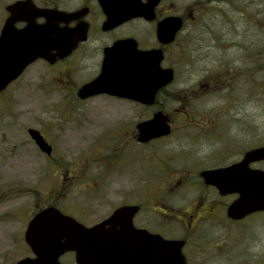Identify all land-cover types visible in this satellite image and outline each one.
Segmentation results:
<instances>
[{"label":"rangeland","instance_id":"1","mask_svg":"<svg viewBox=\"0 0 264 264\" xmlns=\"http://www.w3.org/2000/svg\"><path fill=\"white\" fill-rule=\"evenodd\" d=\"M201 21L206 24L198 50L201 62H193L194 57L190 64H178L166 112L179 125L187 107L194 112L201 108L204 126L213 128L216 122L229 142L264 144V0L214 2L202 9ZM230 72V83L202 87L215 76L226 79ZM55 75L45 66L31 68L0 92V264L33 255L25 232L43 206L59 204L64 213L93 226L117 207L135 204L140 190L150 192L166 176L152 158L164 161L170 154L165 148L174 147L166 142L141 146L132 132L151 110L107 96L81 102L66 98L72 90L62 88ZM200 78L201 88L195 87ZM200 90L201 104L185 102L188 94L197 97ZM29 128L45 134L53 155L40 150ZM113 131L123 135V148L109 141ZM239 135L248 140L240 141ZM235 228L233 264L263 260L264 255L253 260L250 243L264 238V211L247 216ZM61 260L72 262L74 254Z\"/></svg>","mask_w":264,"mask_h":264},{"label":"flooded vegetation","instance_id":"2","mask_svg":"<svg viewBox=\"0 0 264 264\" xmlns=\"http://www.w3.org/2000/svg\"><path fill=\"white\" fill-rule=\"evenodd\" d=\"M229 1L231 0H0V53L6 52L14 56L11 59H15V56L25 52L29 48L30 28L33 44L38 42L39 51L45 53V56L30 63L5 90L19 82L31 68L45 66L57 74L55 81L62 88L72 90L66 98L81 102L96 96H107L134 103L151 110L150 117L143 121L152 119L157 112L166 115L171 126L167 135L142 142L139 140L137 126L143 121L136 124V130H132L141 146L154 147L155 144L166 142V147H174L165 148L170 154L168 158L166 153L164 161L152 158L156 162L154 166L162 170L166 178L159 182L156 180L157 183L151 187L150 192L140 190L135 204L124 205L138 207L134 216L137 229L181 243L183 264H222L223 261L225 264L230 261L231 264L234 263L235 227L258 211L242 218L231 217L229 207L239 195L223 194L215 184L208 183L202 173L239 163L248 151L264 144L249 147L229 142L230 137L220 131L216 122L213 128L204 126L201 108L200 112H194L192 107H187L178 118L182 121L180 117H184L185 121L176 124L173 114L167 113L165 107L173 98L174 81L157 91L152 105L107 93L82 98L79 91L104 71L115 73L124 69L127 60L139 63L138 66L142 65V59L133 60L130 57L133 49L126 47L127 39L136 41L141 51H155L154 62L161 56L160 67L164 70L172 69L176 78L178 64L187 63V60L190 64L194 57L196 60L193 62H201L198 50L202 51L201 28L204 29L206 25L201 21L202 9L214 2ZM127 3L135 9L134 17L128 20L125 19ZM179 24V29H176ZM6 26L7 39L2 40ZM22 35L26 39H21ZM0 61L3 60L0 58ZM227 76L226 79L224 76H215L211 81L203 83L202 87L230 83L234 73L230 72ZM195 87L201 88V78ZM185 100L188 104H201V90L197 97L188 94ZM180 125L183 127L177 128ZM206 125L209 126L208 123ZM41 133L46 138L42 131ZM119 133L120 131H113L108 138L110 142H115L113 146L123 148L125 141L119 139L120 136L123 138ZM115 134L117 140L114 141L112 136ZM239 138L243 141L247 136L239 135ZM152 153L158 156L156 151L153 150ZM249 167L264 170V160L251 162ZM262 241L263 237L262 240L258 238L250 243L251 257L256 262L264 255ZM174 246L176 247L172 253L177 254L179 245ZM263 260L254 264H264ZM67 264H77L75 256Z\"/></svg>","mask_w":264,"mask_h":264},{"label":"water","instance_id":"3","mask_svg":"<svg viewBox=\"0 0 264 264\" xmlns=\"http://www.w3.org/2000/svg\"><path fill=\"white\" fill-rule=\"evenodd\" d=\"M134 15V6L127 3L125 19ZM179 27L180 24L176 29ZM31 30L29 48L25 52L15 56V59H11L14 56L6 52L0 53L3 60L0 61V91L31 62L45 56L39 51L38 42L33 44ZM25 32L28 33L27 30ZM6 39L7 26L2 34V40ZM21 39L26 37L22 35ZM126 43L127 48L133 49L130 57L133 60L142 59V65L127 60L125 68L119 72L104 71L80 89V97L109 93L152 105L157 91L173 81V70L160 67L161 56L154 62L155 51H140L136 41L131 39ZM137 127L142 142L167 135L171 130L163 112H157L152 119L139 123ZM29 132L41 150L51 155L52 146L40 131L32 128ZM259 160H264V146L248 151L239 163L202 173L206 181L215 184L223 194L239 195L229 207V215L233 218L264 210V170L249 167L251 162ZM137 211L136 205L121 206L109 218L88 227L58 208L49 206L31 219L25 232L34 257L23 258L14 264H64L60 258L70 251L75 252L77 264H183L181 243L137 229L134 225ZM174 245H179L177 254L172 253Z\"/></svg>","mask_w":264,"mask_h":264},{"label":"trees","instance_id":"4","mask_svg":"<svg viewBox=\"0 0 264 264\" xmlns=\"http://www.w3.org/2000/svg\"><path fill=\"white\" fill-rule=\"evenodd\" d=\"M53 204H55V205H56V203H53Z\"/></svg>","mask_w":264,"mask_h":264}]
</instances>
